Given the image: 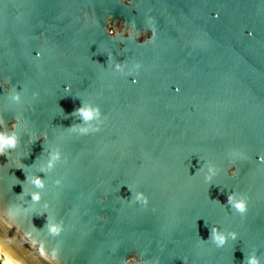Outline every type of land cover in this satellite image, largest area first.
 <instances>
[{"label": "water", "instance_id": "water-1", "mask_svg": "<svg viewBox=\"0 0 264 264\" xmlns=\"http://www.w3.org/2000/svg\"><path fill=\"white\" fill-rule=\"evenodd\" d=\"M12 121L0 244L19 264H264V0H0Z\"/></svg>", "mask_w": 264, "mask_h": 264}, {"label": "clouds", "instance_id": "clouds-1", "mask_svg": "<svg viewBox=\"0 0 264 264\" xmlns=\"http://www.w3.org/2000/svg\"><path fill=\"white\" fill-rule=\"evenodd\" d=\"M13 98H17L15 95H13ZM81 117L82 120L84 121H89V120H98L99 119V111L95 108L89 107V106H80L75 110ZM15 124V121H12L7 125V128L9 129L8 134H5L2 130H0V153H2L5 149H10L13 148L16 145V136L15 133L11 131ZM94 130V129H93ZM81 132H87L88 129L86 127L80 129ZM59 152H50L48 156V163H47V168H51L53 163L57 160H59ZM41 171H44V167H41ZM212 169L209 168V172H211ZM235 170L234 169H229V175L233 174ZM32 183L36 186H42V177L40 176H35L32 179ZM131 193V192H130ZM132 195V193H131ZM37 195H33L32 199H37ZM136 198H140V194H136ZM227 200L232 204L233 207H235L238 211L243 212L245 210V203L243 200H233L232 196H228ZM232 238H235L234 233H229ZM212 239L217 246L223 245L225 243V235L222 232H219L217 229L212 228L210 230V235L208 239ZM135 262V257H129L127 264H134ZM0 264H9L8 261H0ZM242 264H259L258 259L256 258L255 255L248 256L247 258L243 259Z\"/></svg>", "mask_w": 264, "mask_h": 264}, {"label": "bare ground", "instance_id": "bare-ground-1", "mask_svg": "<svg viewBox=\"0 0 264 264\" xmlns=\"http://www.w3.org/2000/svg\"><path fill=\"white\" fill-rule=\"evenodd\" d=\"M0 260L8 261L9 264H19L9 253L5 250L2 244H0Z\"/></svg>", "mask_w": 264, "mask_h": 264}, {"label": "rangeland", "instance_id": "rangeland-1", "mask_svg": "<svg viewBox=\"0 0 264 264\" xmlns=\"http://www.w3.org/2000/svg\"><path fill=\"white\" fill-rule=\"evenodd\" d=\"M1 261V260H0Z\"/></svg>", "mask_w": 264, "mask_h": 264}]
</instances>
